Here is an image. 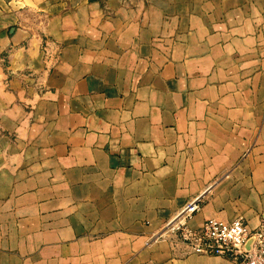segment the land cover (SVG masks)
Listing matches in <instances>:
<instances>
[{
	"label": "crops",
	"instance_id": "0c3cea01",
	"mask_svg": "<svg viewBox=\"0 0 264 264\" xmlns=\"http://www.w3.org/2000/svg\"><path fill=\"white\" fill-rule=\"evenodd\" d=\"M195 200L264 212V0H0V264H235Z\"/></svg>",
	"mask_w": 264,
	"mask_h": 264
},
{
	"label": "built area",
	"instance_id": "2783aa9c",
	"mask_svg": "<svg viewBox=\"0 0 264 264\" xmlns=\"http://www.w3.org/2000/svg\"><path fill=\"white\" fill-rule=\"evenodd\" d=\"M199 200L185 206L153 240H176L190 254L229 259L235 264H264V212L249 229L242 217L230 222L209 218L199 228L188 225Z\"/></svg>",
	"mask_w": 264,
	"mask_h": 264
}]
</instances>
